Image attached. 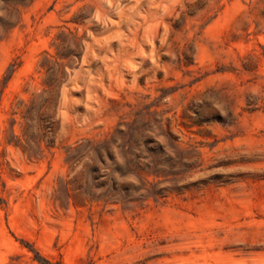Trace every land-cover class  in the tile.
Wrapping results in <instances>:
<instances>
[{
    "label": "rangeland",
    "instance_id": "obj_1",
    "mask_svg": "<svg viewBox=\"0 0 264 264\" xmlns=\"http://www.w3.org/2000/svg\"><path fill=\"white\" fill-rule=\"evenodd\" d=\"M0 264H264V0H0Z\"/></svg>",
    "mask_w": 264,
    "mask_h": 264
},
{
    "label": "trees",
    "instance_id": "obj_2",
    "mask_svg": "<svg viewBox=\"0 0 264 264\" xmlns=\"http://www.w3.org/2000/svg\"><path fill=\"white\" fill-rule=\"evenodd\" d=\"M48 72V77L56 76L61 70L55 69L50 70L49 67L46 69ZM50 86V85H48ZM49 90L43 89L41 93L35 94L32 96L31 99L27 103H25V108L21 112V118H23L25 122V134L28 136V141L33 143L40 148L38 135L42 133L44 129V121L42 117L43 108L47 103L46 95L48 94ZM15 113V112H13ZM11 130L13 128L14 119H11ZM96 154L100 156L101 151L99 149H94Z\"/></svg>",
    "mask_w": 264,
    "mask_h": 264
}]
</instances>
